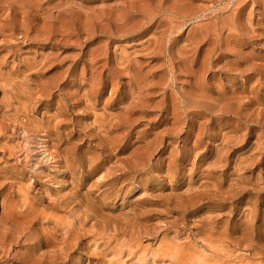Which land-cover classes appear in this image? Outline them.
Here are the masks:
<instances>
[{"label": "rangeland", "instance_id": "374dc122", "mask_svg": "<svg viewBox=\"0 0 264 264\" xmlns=\"http://www.w3.org/2000/svg\"><path fill=\"white\" fill-rule=\"evenodd\" d=\"M0 264H264V0H0Z\"/></svg>", "mask_w": 264, "mask_h": 264}, {"label": "bare ground", "instance_id": "6f19581e", "mask_svg": "<svg viewBox=\"0 0 264 264\" xmlns=\"http://www.w3.org/2000/svg\"><path fill=\"white\" fill-rule=\"evenodd\" d=\"M46 242H47V240H46Z\"/></svg>", "mask_w": 264, "mask_h": 264}]
</instances>
